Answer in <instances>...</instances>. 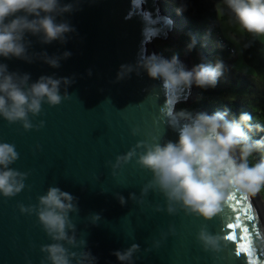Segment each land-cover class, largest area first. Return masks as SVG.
Wrapping results in <instances>:
<instances>
[{"label":"water","instance_id":"95a60500","mask_svg":"<svg viewBox=\"0 0 264 264\" xmlns=\"http://www.w3.org/2000/svg\"><path fill=\"white\" fill-rule=\"evenodd\" d=\"M60 3L72 5L71 11L56 16L57 23L66 22L74 28L64 42L43 44L39 36L26 33L31 63L0 57L9 72L30 74V83L42 75L73 80L60 88V94L66 91L70 98L57 106L43 104L39 116L29 114L33 125L43 120V127L26 131L21 123L10 124L0 117V142L14 144L19 153L10 167L28 174L20 193L10 198L0 194V264H41L44 260L41 246L52 241L37 215L21 213L19 205H37L38 197L51 186L76 198L79 212L70 215L77 239L85 240L84 250L95 257L94 264H248L245 254H235L245 226L253 258L256 264H264V209L257 194L239 205L245 210L250 207L253 219L242 211L236 221L241 227L230 230L226 227L231 215L228 207L235 201L229 200L222 213L207 221L186 214L179 205L169 214L163 194L150 189L146 196L141 195L152 173L141 168L135 157L112 175L116 157L139 141L178 139V131L168 124L164 113H176L190 89L169 93L161 80L151 79L138 67L141 56L155 54L168 59L152 44L155 38L165 39L171 30L170 19L161 13L157 0ZM65 52L71 53L66 59ZM41 53L59 57L60 67L45 63L37 55ZM179 60L189 70L193 67L188 56ZM121 65H129L133 71L117 80ZM185 122L181 119L180 125ZM134 128L139 129L136 135H132ZM133 193L135 200L130 198ZM117 195L125 198L124 205ZM202 227L218 237L215 247L205 250L197 240ZM232 231L237 233L235 242L226 239ZM132 244L139 245L132 261H118L113 253Z\"/></svg>","mask_w":264,"mask_h":264},{"label":"clouds","instance_id":"9594fccd","mask_svg":"<svg viewBox=\"0 0 264 264\" xmlns=\"http://www.w3.org/2000/svg\"><path fill=\"white\" fill-rule=\"evenodd\" d=\"M225 4L245 32L264 36V0H225ZM71 10V4L61 5L60 0H0V57H15L31 63L33 57L27 53L26 33L39 36L43 44L56 40L64 42L66 34L74 28L66 22L57 23L56 16ZM37 55L51 67H60L59 57H49L47 53ZM70 55L65 52L63 58ZM138 67L151 79L161 80L163 89L173 94L193 85L214 88L225 72L222 60H217L214 65L199 63L189 70L178 56L169 60L155 54L141 56ZM132 71L131 66L121 65L117 80ZM29 81L30 74L9 72L7 65L0 63V117L10 124L21 123L26 131L44 125L43 120L39 125H33L29 114L39 116L43 104L57 106L70 98L66 91L61 95L60 88L62 83L68 86L73 82L68 77L47 75L40 76L35 82ZM164 115L168 124L178 131V139L164 143L155 137L151 142L139 141L126 154L116 157L115 163L111 164L113 176L117 169L135 157L141 168L152 173L151 181L141 189L142 196L150 189L156 190L165 197L169 214H174L177 211L174 205H179L186 214H194L206 221L222 213L234 193L248 198L264 188V159L249 163V157L255 151L264 149V138H251V133L264 130L251 123V115L241 113L231 120L226 118V111L193 115L182 110L179 113L168 111ZM181 119L186 121L183 125H180ZM138 131L132 129V135ZM137 149L143 151L138 153ZM18 159L14 144L0 142V194L4 197H13L25 188L28 174L10 167ZM117 198L121 205L126 203L123 196L117 195ZM130 198L135 200L136 195L130 194ZM19 209L21 213H35L52 241L41 246V252L46 254L41 264L45 261L48 264H94L95 257L84 250L85 240L77 239L76 224L70 213H78L79 208L72 194L51 186L38 197L37 205L20 204ZM197 240L207 250L216 246L218 237L202 227ZM77 248L81 250H72ZM138 250L139 245L132 244L113 255L120 262H131Z\"/></svg>","mask_w":264,"mask_h":264},{"label":"trees","instance_id":"16d2710c","mask_svg":"<svg viewBox=\"0 0 264 264\" xmlns=\"http://www.w3.org/2000/svg\"><path fill=\"white\" fill-rule=\"evenodd\" d=\"M223 0H162L163 14L171 20V30L166 47L169 50L157 51L171 59L187 55L193 63L215 64L222 60L225 72L214 88L196 86L189 104L179 103L176 113L184 110L192 113L204 111L212 114L226 111L227 119L241 113L251 115V123L264 129V45L256 35L243 30L241 38L243 61L253 68L252 75H243L232 67V45L224 39L216 21V5ZM227 13L234 17L228 8ZM191 46V47H190ZM253 140L264 138V130L250 134ZM264 159V149L255 151L249 157L254 164ZM264 196V188L261 189Z\"/></svg>","mask_w":264,"mask_h":264},{"label":"rangeland","instance_id":"374dc122","mask_svg":"<svg viewBox=\"0 0 264 264\" xmlns=\"http://www.w3.org/2000/svg\"><path fill=\"white\" fill-rule=\"evenodd\" d=\"M161 3H162V0H157V5L159 6L161 13L163 14L164 13L163 8L160 6ZM227 10H228V7L225 4V0H223L222 2L216 5V21L219 26V32L221 36L232 45V48L234 50V53L232 55V59H233L232 67L234 70L238 71L239 73L243 75H247V76L252 75L253 68L247 65L243 61V58H242L241 38L243 36V29L239 26L235 17L227 13ZM165 16L168 19V16L167 15ZM169 21L171 23V20ZM171 32L172 30H170L169 32H166L165 39L155 38L152 41V44L154 48L156 49V51L164 52L166 50H169L168 47H166V44H167V41L169 40V34ZM256 38L258 42L264 45V36H256ZM184 56H187V55H183L180 58L183 59ZM191 63H192V66L195 65L192 60H191ZM195 89H196V86L193 85L190 88V92L187 98L182 103L189 104L191 102V100L193 99V92L195 91ZM257 195L264 209V196L262 192L260 191L259 193H257Z\"/></svg>","mask_w":264,"mask_h":264},{"label":"snow or ice","instance_id":"6c2138e0","mask_svg":"<svg viewBox=\"0 0 264 264\" xmlns=\"http://www.w3.org/2000/svg\"><path fill=\"white\" fill-rule=\"evenodd\" d=\"M247 200L248 198L244 196H241L238 198L235 193L230 197V201H235V203H230V206L228 207L230 214H231L229 223L226 224V227L228 229L231 230V229H237L241 227V225L237 224L236 221L237 219L240 220L239 213H241L242 211L248 215V219L250 221L253 219V217L250 215V211H251L250 207L246 210L241 209L239 207V205L242 202H246ZM249 235H250L249 228L247 226L243 227L242 235L240 236V242L237 244L236 249H235V254L237 256H240L241 254H245L248 257V264H256V261L253 258L254 251L250 247V243L248 242ZM226 239H228L229 241H233V242L237 241V233L235 231L229 232L226 236Z\"/></svg>","mask_w":264,"mask_h":264},{"label":"bare ground","instance_id":"6f19581e","mask_svg":"<svg viewBox=\"0 0 264 264\" xmlns=\"http://www.w3.org/2000/svg\"><path fill=\"white\" fill-rule=\"evenodd\" d=\"M164 15V14H163ZM166 17V16H165Z\"/></svg>","mask_w":264,"mask_h":264}]
</instances>
